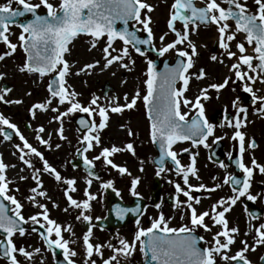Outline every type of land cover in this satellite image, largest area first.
Instances as JSON below:
<instances>
[{"label": "snow or ice", "instance_id": "1", "mask_svg": "<svg viewBox=\"0 0 264 264\" xmlns=\"http://www.w3.org/2000/svg\"><path fill=\"white\" fill-rule=\"evenodd\" d=\"M13 4L18 7L13 8ZM203 4L204 6L197 7L194 0H174L170 5L167 28L174 33L175 39L164 43L168 35V33H164L159 36L161 46L156 48L150 15L154 11V6L148 0H58V4H53L51 0H37V2H32V0H5L4 3H0V43L6 47V51L0 54V61L12 56L19 47L26 57L23 65L18 68L21 73H36L41 78L52 73L55 74L47 86L48 98L43 102L34 103L29 109L33 119L36 118L38 111L47 112L50 110L56 113L53 119L60 122L57 134L63 140L66 139L62 125L63 117L77 111L86 113L89 118L93 117L94 113L98 115V123L95 119H81L79 121L81 128L85 131L79 140L83 146L82 150L78 148L77 152L83 156L84 153L101 144L100 132L107 126L109 112L121 113L125 108L133 109L137 100L142 98L150 121L151 140L154 144L159 145L160 155L156 161L158 166L156 175L159 176L161 172L166 170L164 164L170 160L174 165V171L182 178L183 186L179 183L175 184V192L178 194L175 207L182 213L186 209V213L182 214L180 219L183 220L186 214L190 226L170 227L169 220L160 214L152 220L149 227H138L132 241L119 239L120 247L118 248L108 245L112 248L113 254L104 259L103 264H113V262L120 264L119 258L131 256L137 245H139L140 252L145 256L150 255L153 264H219V262H223V264H233V262L235 264H251L245 254L250 250L255 251L257 246L264 245V223H260L254 229L253 244L249 245L246 239H241L240 243L243 247L229 255L231 246L236 242L239 229L229 227V221L225 214L241 197H246L249 201L257 200L259 194L252 195L250 193L253 171L258 169L261 174H264V165L258 163L255 158L251 159V166L246 165L243 161L246 148L255 149L257 147L254 140L246 142V136L241 131V128L245 126L247 110L244 107H239L237 102L233 101V107L236 108L235 116L231 119L225 116L227 126L234 129L231 139L236 141L239 146V158L236 160V165L243 178L226 175L223 184L231 186L234 195L227 198L222 197L211 205L210 210L199 211L197 205L201 202L200 198L193 196L192 193L200 192L202 189L208 192L215 191L222 185L216 184L213 188H206L202 183L199 185L190 184V177L200 179L195 166V156L191 158V163L185 166L181 164L180 159H178L179 154L174 150V145L182 141H191L193 147L198 145L208 147V137L214 136V125L205 117L204 106L201 101L202 99H209L207 95L209 89L219 92L231 79L228 77L222 83L209 84L200 89V94L193 99L186 97L185 93L191 78L195 76L199 80L206 76L203 69H200L198 73L190 72L194 66L193 57L197 56L198 53L195 43L189 37L190 33H195L200 25L216 26L217 43L218 47L223 50L222 55H225L229 60L235 58V62L229 67V71L235 77L232 82H241L243 92L251 94L253 104H257L259 101L257 110L264 113V95L257 96L256 91L259 89L254 91L252 86L257 82L264 84V0H252V7H249L248 0H220V2L218 0H203ZM221 4H226L228 7H222ZM41 7L46 10L44 15L38 14ZM26 14H30L31 18L17 25L21 31L17 37L18 43H13L8 34L10 26L17 23L18 17H24ZM229 20L235 22L234 28L228 23ZM117 22H120L123 27L118 28ZM130 22L131 27L135 30H129ZM177 22L182 25L181 30H177ZM139 31L144 32L146 36L144 38L139 37L137 35ZM237 33L244 34V41L248 46H252L253 54H247L245 42H236L237 51L231 50L232 42L236 40ZM82 34L91 38V48H96L101 39L105 40V45L101 49L104 61L101 71L114 63L118 64L120 68L131 70L129 65L134 61L130 56V45L141 56L144 55V52L139 46L147 45L158 56L162 57L165 53L174 50L176 55L182 59H178L175 66L170 67L165 64L162 72L156 70L152 60H148L146 79L144 80L146 91L142 97L137 91L130 99L125 94L123 104L117 103L113 98L105 106L99 103V97L93 96L90 103L84 106L76 99L78 93L71 90L67 84L66 78L72 72L70 63L65 59V53L70 51V43ZM117 40L122 42L119 49L114 46ZM178 45H185V47L178 48ZM126 58L127 62H125ZM211 60L216 62L217 56L212 55ZM218 62L224 63V60L221 59ZM99 64L100 61L87 63L75 74L79 75L82 72L92 70ZM250 73L255 75H250ZM3 76L4 74L0 73V79ZM178 83L179 87L177 86ZM11 91V88L0 89V101L6 104L22 103L19 99L8 100L5 98ZM54 100L59 105L67 103V109L61 112L58 107L50 108L49 106ZM182 107L189 110L195 109L196 115L189 121L187 119L188 112L182 111ZM0 126H6L7 129L12 130L22 142L16 145L19 160L32 170L31 179L35 182V186L30 189L33 195L28 196L27 199L39 209L36 214L27 218L24 217L22 214L23 205L15 196L9 194L10 181L6 178V169L9 166L0 160V234H2L0 236V254L7 259L8 264H21L17 258V253L31 261L34 252L39 253L41 251L40 248L28 251L23 246L18 247L14 242L17 234L20 237L25 235L26 229L23 225L31 222L43 229L40 237L48 249H61L66 264H75L71 257H75L77 253L69 248L70 241L62 235L64 231L71 232V226H62L51 219L47 206L37 200V197L44 198L47 196L41 180L42 173H47L57 182L64 183L71 191H75V180L62 179L60 173L45 159L43 153L20 133L17 125L11 123L3 115H0ZM34 132L35 140L40 145L50 147L49 139H45L42 135L45 133V128L42 125L36 128ZM0 135H3L4 140L11 139L10 134L3 127H0ZM128 135H133L131 130L128 131ZM219 139L222 137H215L213 143ZM56 147L59 148L60 145L57 144ZM125 149L133 155L135 154L132 143H127L124 148L113 145L103 147L92 160L84 156V164L91 169L94 166V160L103 158L105 165H110L123 175L127 169L114 163L110 157ZM182 151L187 152L188 149L185 148ZM29 157L38 158L42 163V168L34 167L33 161ZM229 158L231 159V154H229ZM220 167L224 168L226 165L221 163ZM23 170L21 169V171ZM89 175H92L91 171H89ZM27 178L20 176L21 180ZM138 182V179H133L131 182L133 196L138 195L135 191ZM88 183L91 184V180ZM102 187L110 188L112 182L108 181ZM113 190L115 191V189ZM179 194H182L186 199L180 200ZM85 195L88 199L81 203L69 195L67 190L65 191V196L70 205L87 210L90 208L89 200L95 199V197L87 192ZM2 201L9 202L12 208L9 209ZM53 207H56L54 203ZM156 207L159 208L160 206L156 205ZM9 211H11V215H9ZM134 211L138 212L139 208ZM123 214L124 210L118 211L121 218H123ZM81 217L84 221L91 219L83 211L77 219H81ZM206 218L212 226H218V230L212 236V240L208 242L209 246L201 248L198 247V240L202 241L204 238H198L193 233L196 229H203L205 232L211 231ZM35 230L33 229V231ZM91 234L92 230L89 228L83 236V244L88 258H91L94 253L102 255L103 246L100 244L93 245L90 242ZM248 235L249 232L244 233L245 237ZM85 264H89L88 260L85 261ZM90 264H96V261L91 260Z\"/></svg>", "mask_w": 264, "mask_h": 264}, {"label": "rangeland", "instance_id": "2", "mask_svg": "<svg viewBox=\"0 0 264 264\" xmlns=\"http://www.w3.org/2000/svg\"><path fill=\"white\" fill-rule=\"evenodd\" d=\"M5 0H0V3H4ZM32 2H37V0H32ZM53 4H58V0H51ZM158 4L154 6V9L157 10V14H155L156 19L152 21L151 27L155 36L154 45L156 48L161 46L159 41V36L164 33H168L165 38L164 43L171 42L175 39L174 33L170 32L167 28V21L169 19L170 13V5L174 2V0H158ZM196 2L204 6L203 0H196ZM249 7H252V0H248ZM18 7L13 4V8ZM46 10L41 7L38 10L39 14L45 13ZM154 15V12H152ZM131 25V24H130ZM231 25V24H230ZM232 26V25H231ZM139 27V26H137ZM177 30H181V26L176 23ZM21 29L17 25H11L9 29V36L13 43H18L17 37L20 33ZM140 37H143L145 34L142 31H139ZM217 37L218 33L216 31V26L201 28L199 27L195 33H190V39L195 43L197 48L198 55L193 57L194 66L190 69L191 73H198L200 69H203L206 73V76L202 79L197 80L195 76H193L190 80L189 87L187 92L185 93L186 97L189 99H193L195 96L200 94V89L207 87L212 83H222L225 78L231 77L229 83L221 89L219 92H216L213 89H209L207 95L209 96L208 100L202 99V104L204 106V114L207 120L210 122V117L216 113V111L220 113H230L235 115L236 108L233 107V101L238 102L240 99V94L245 93L242 90L241 82L237 81L233 83L232 80L235 79L233 73L229 71L230 65L235 62V58L229 60L223 54V50L217 46ZM236 42H244L241 36L237 33L236 40L232 42V51H237L235 48ZM105 45V40L101 39L96 48H91V38L85 36L76 37L69 45L70 51L65 53L68 56V62L71 65L72 74L67 77L77 78L78 75L75 73L79 71V69L87 64L95 61H100V64L97 65L94 69L88 70L86 72L80 73L84 76L83 83L80 82L76 84V88L78 93L76 99L84 106H87L92 97L96 96L100 98V104L104 105V103H108L109 100L118 98V89L112 84V80L103 79L102 77H97L95 79H90L91 73L95 70L98 74V69L101 70L103 66L102 59V51L101 49ZM117 49L122 46L121 41H116L114 45ZM178 48H184L185 45H178ZM85 50L86 54H80L79 50ZM248 50V47L246 46ZM190 51V49H188ZM6 51L5 45L0 44V54ZM129 52L131 59L134 63L129 65L131 70L120 68L118 64H113L107 69L103 71H111L112 68H115L116 75H121L123 81L126 79L131 80V82H135V85L130 90L129 99L135 95L137 91L140 92L141 97L145 94L146 88L144 85V80L146 79V71H147V61L152 60L159 61L162 63L166 60H169L171 64L176 56V52L174 50L165 53L164 56H158V54L154 51L153 53H144L143 56L135 53L133 48L129 46ZM93 53L91 59H88L89 54ZM216 55L217 61L214 62L211 60V56ZM223 59L224 63H219L218 61ZM25 61V54L22 49L19 47L15 51V53L6 57L3 61H0V73H3L4 76L0 79V89L3 88H11V89H22L25 87L26 82H31L34 84V87L30 91H26V94L23 96L25 101L24 105L14 104L12 103V109L6 111L3 106L0 104V115H3L7 118L11 123L17 125L20 133L31 143L33 146L37 147L39 151H41L48 161V163L53 166L61 175L62 179H74L75 180V191H71L68 189V186L62 182H57L51 175L47 173L41 174V180L43 182V188L47 192V196L44 198L37 197V200L40 203H44L48 210L49 216L51 219L61 224L62 226H71V232L64 231L62 235L65 239L70 241L69 245H71L72 249L75 251L78 250L79 253L84 250L83 244V236L84 231L81 225L83 218L77 219L80 213L83 211L85 215L89 216L91 219L94 216H99L106 209L104 204V199H107L105 195V189L102 187L104 183L108 181L112 182L111 189H115L123 199L129 195H132L131 182L133 179H138V184L135 191L142 198H147L150 195V191L153 189V180L157 176V169L152 164V159L155 157L156 153L154 151L153 145L150 139V126L147 117V113L144 108V104L141 99L137 100V104L133 109L125 108L121 113H116V117L118 121H122L125 123L124 136L120 137V148H124L127 143L133 144L134 155L128 152L126 149L122 150L116 154H114L110 159L113 160L114 163L121 167H125L127 172L125 174H120L116 169H113L110 165H105L103 162V158L100 160L93 161V168L95 172L99 175L97 179H92L88 177L80 168L74 169L71 166V162L76 159V151L81 147L79 140L83 134V132H79L76 126L73 124V119L85 115L88 119H95L96 122H99V117L94 113L93 117L89 118L86 113L74 112L62 118V125L64 131H68L66 140L64 141L65 145L62 148H57L58 144L57 139H60L57 131L53 132L49 139V146H42L35 140V132L32 126V123L29 121L30 115L29 109L31 105L37 102H43L46 98H48L49 93L47 91V86L49 80L53 78L54 73L46 75L44 77H39L38 74L33 73H21L18 68L23 65ZM127 62V58L125 60ZM78 64V65H77ZM112 67V68H111ZM5 72L7 77L10 79L9 81L5 79ZM121 72V74H119ZM250 75H255L250 73ZM108 86L111 90L107 93H104L105 86ZM179 87V84L177 85ZM253 86L254 91H256L257 96L264 95V86L257 82ZM11 93V92H10ZM10 93L5 97L9 99ZM251 96V94H249ZM124 103V98H122ZM1 102V101H0ZM239 107H244L247 110V117L245 121V126L241 128V131L246 136V142L254 140L257 144L255 149H247L243 154V161L246 165L251 166L250 161L252 158H255L258 163L264 165V113L259 112L257 104L246 105L245 103H237ZM51 107H58L59 111L63 112L67 109L68 104L59 105L55 100L53 101ZM182 111L188 112V118L196 114V110H189L187 108L181 109ZM8 113V115H7ZM44 114H48V119L53 120V117L56 113L52 111L43 112ZM114 113H111L113 116ZM248 119H252L250 123H247ZM57 126L56 129L59 128L60 122L56 121ZM212 123V122H210ZM213 124V123H212ZM214 125V124H213ZM224 126H215L214 125V136H210L208 138L209 146L213 145V140L215 137H222L219 141L222 143V153L226 158H229V154H233L234 152L239 153L238 143L231 139V136L234 132L232 127H228L227 124H223ZM3 127L4 130L7 129L6 126ZM116 127H118L116 125ZM131 130L133 135L129 136L128 131ZM110 132L106 133L104 130L100 132L101 144L99 146L94 147L92 150L84 153L89 160H92L93 157L97 156L103 147H109L105 144L108 139ZM211 139V141H210ZM22 142L19 140V137L15 136L12 140H4L2 135H0V144H4L6 147L5 153L0 157V160H4L3 157H7V164L10 169L13 167L16 169H24L20 171L21 176L28 177L27 179H15L9 183V194L16 197L18 201L23 205L22 214L25 218L36 214L39 209L33 206V203L27 199L28 196L33 195L30 192V189L35 186V182L31 179L32 170L28 169L20 160L19 153L16 149L17 144H21ZM188 144V145H187ZM184 149H188L190 152L189 158L182 157L181 164L187 166L191 163V158L195 156V166L198 171L199 180L194 177H190L189 183L192 185L204 184L206 188H213L216 184H221L222 186L215 191H211L210 198L200 199V204L197 205L199 211L210 210L211 205L216 203L222 197L227 198L229 196L234 195L232 189H230L229 185H224L223 180L226 175H232L233 171L226 164V167L221 168L220 165H216L211 162L206 154V152L201 151V148L197 146L193 147L192 144L187 143ZM179 153L182 152V149ZM59 150L56 154L55 151ZM177 151V150H176ZM49 152V154H48ZM55 153V156H58L60 159L56 162L51 156L50 153ZM178 152V151H177ZM33 161L34 167L42 168V163L36 157H29ZM205 161V163H204ZM146 168V169H145ZM6 169V170H7ZM142 169V170H141ZM242 176V173L240 174ZM160 179L170 181H178L179 184L183 186V181L180 176L175 174L171 169H166L164 172H161L159 175ZM174 179H168L172 178ZM215 177V179H213ZM91 180V184L88 181ZM81 182V183H80ZM78 185V189H77ZM85 186V188H83ZM88 188V189H87ZM18 189V190H17ZM68 191V194L71 195L78 202H83L88 199L85 195V192L91 193L95 199L89 200L90 208L85 210L82 208H76L69 204L66 199L65 191ZM201 191H204L203 189ZM170 190H166V193H169ZM263 192H264V174H261L258 169H254L253 177L251 179V187L250 193L252 195H258L257 200L249 201L246 197H241L240 200L234 205L235 209L233 215L231 216V224L229 227H237L238 221L235 219L245 217V220L251 224L253 229L258 227L260 223H264V205H263ZM148 199V198H147ZM150 199V198H149ZM148 199V200H149ZM109 200V199H107ZM247 201L253 205V207L259 208L262 210L261 217L257 219H253L249 215L248 207L244 206V202ZM9 203V202H8ZM53 203L56 207H53ZM10 204V203H9ZM11 205V204H10ZM233 206V207H234ZM12 208V205H11ZM156 212V210H155ZM186 213V209L184 210ZM182 211L178 210L174 216L178 218V222L184 225H190L188 221V217L185 214V218L183 220L180 219ZM226 218H227V214ZM228 220V218H227ZM206 222L209 223L211 227V231L206 232L208 239H212V236L218 230V226H212L211 222L206 218ZM29 222L27 225H31ZM39 226V225H37ZM98 236L95 234L90 238V242L95 245L98 242L95 241V238ZM54 238V237H53ZM241 239H245L242 237V231L239 229V234L237 235L236 242L231 246L229 255L234 254L243 245L240 243ZM15 244L20 247H25L28 251H34L36 248H40L41 251L39 253H35L31 261L27 260L25 257L20 256L17 253V258L21 262V264H53L52 258L50 254H48L44 247L42 249V243L38 239V237L34 234L25 233L23 237H20L18 234L14 238ZM249 245L253 244V240H247ZM45 251V252H44ZM85 257L86 253L84 251ZM248 260L251 261V264H258L261 258L264 256V245H260L256 247L255 251H248L246 254ZM88 260L89 264L91 260H95L96 264H103V258L100 260L96 258L93 254L91 258H85L83 263ZM0 264H8L4 260L0 259ZM115 264V262H113ZM120 264H124L122 260H120ZM219 264H223V262H219Z\"/></svg>", "mask_w": 264, "mask_h": 264}, {"label": "flooded vegetation", "instance_id": "3", "mask_svg": "<svg viewBox=\"0 0 264 264\" xmlns=\"http://www.w3.org/2000/svg\"><path fill=\"white\" fill-rule=\"evenodd\" d=\"M232 117H233V114L230 115V119ZM219 125L220 124H218L217 126ZM168 179L171 180V179H174V177L168 178ZM160 182H161V189L159 192V196L156 198L155 202L149 199V196L147 197L149 200L147 198L144 199L146 201V207H145L142 217L139 219V224H137V222L130 223V224H125L124 226H120L119 228H111V229L108 228L105 230L99 229L98 227H91V230H92L91 237L96 234L98 237L95 238V241L98 242V244L103 246L101 249L102 255H96L94 253V256L96 258H98L99 260L101 258H103V260L109 258L113 254V251H112V248L108 247V245H112L113 248H118L120 247L119 239H125L129 242L132 241L134 239V235L138 227L140 228L149 227L151 225L152 220L157 218L160 214H163L165 218L169 220L170 227L176 228L181 225H184V224H180L178 222L179 219L176 218V216H174L176 212L178 211V209L175 207L176 199L178 196V194L175 192V184H177L178 181L174 180V181L169 182L167 179L166 180L160 179ZM167 189L170 190L169 193H166ZM117 195L121 199L122 203L124 204H128L130 202V199L133 196V195H130V196L128 195L126 199H123L118 192H117ZM192 195L195 197H199L200 199H202L201 196L203 198L205 197L206 199L211 197L210 193L206 191L193 192ZM179 199L185 200L186 198L183 197L182 194H179ZM156 205H159L160 207L157 208ZM96 215L94 216L93 219L89 220L91 224L97 221L104 220L106 217V210H104V212H102L99 216H96ZM194 234H196L198 237L204 238L202 240V247L209 246L208 242H210L212 239H208V236L203 229H196ZM69 248L75 251L74 249H72L71 245H69ZM84 251H85V248L84 250L82 249L80 253L78 250L75 251L77 255L75 257H71V259L75 261V264H84L83 260L87 258L85 257ZM145 259H146V256L142 252H140L139 245H137L136 250L132 253L131 256L126 257V258L125 257L119 258V260H122L124 264H142Z\"/></svg>", "mask_w": 264, "mask_h": 264}, {"label": "bare ground", "instance_id": "4", "mask_svg": "<svg viewBox=\"0 0 264 264\" xmlns=\"http://www.w3.org/2000/svg\"><path fill=\"white\" fill-rule=\"evenodd\" d=\"M148 2L155 6L156 4H158V0H148ZM154 15L153 13H151V17H152V21H154L156 19V16L155 14H157V10L154 9ZM80 54H86V51L81 49L79 50ZM247 54H251V51L250 49L247 50ZM92 56H94L93 53L89 54V57L88 59H91ZM68 56L67 54L65 55V59H67ZM78 65V64H77ZM112 68V67H111ZM115 68H112L111 71H101L98 69V74L95 70H93V73H91L90 75V79H95L97 78L98 76L99 77H102L103 79H110L112 80V84H114L117 89H118V98L117 100H115L117 103H120V104H123V101H122V98H124L125 94H127L128 96L131 94L130 93V90L132 89V87L135 85V82H131V80H128L126 79V81H123V77L121 75H116L117 72H115ZM119 74H121V72H119ZM5 79L6 80H10L7 75H6V72H5ZM67 79V78H66ZM83 80H84V76H82L81 74H79L77 76V78H70V79H67V84L68 86L70 87L71 90H74L75 92L78 91V89L76 88V84L77 83H83ZM34 87V84H32L31 82H26L25 84V87L22 88V89H12L11 93H10V97L8 100H16V99H19L22 101V103H20L21 105H24L25 101L23 99V96L26 94V91H30L32 90ZM99 102H100V98H99ZM1 106H3V108L6 110V111H9L10 109H12V104H6L4 102H0ZM105 106L108 105V103H104ZM8 115V113H7ZM117 117H116V113H114L113 116H111V112H109V120L107 121V126L103 129L104 132L108 133L110 132L109 136H108V139L106 140L105 144H107L109 147L115 145L117 147L120 146V137L124 136V130H125V123L122 122V121H118L116 120ZM29 121L32 123V126L34 129L38 128L39 126H43L45 128V133H43V137L45 139H47L49 137V134L51 135L53 132L57 131L56 129V126H57V123H56V120H50L48 119V114H44L43 112H37L36 114V118L33 119L32 117H29L28 118ZM252 121V119H248L247 120V123H250ZM116 125L118 127H116ZM67 134H68V131H64V136L67 137ZM64 141L66 139H63ZM62 139H57L58 141V144L60 145V148H62L65 143ZM44 146V145H42ZM6 151V147L4 144H0V157L5 153ZM59 152V150H56L55 153L57 154ZM55 153H50V156L57 162L60 158L58 156H55ZM49 154V152H48ZM3 162L5 164H7V157H3ZM205 163V161H204ZM146 169V168H145ZM21 171V167H19V169H16L14 167H11L10 169H7L6 170V178L11 182V181H14L15 179H20V172ZM81 183V182H80ZM78 185H77V189H78ZM85 188V186L83 187ZM88 189V188H87ZM79 190V189H78ZM91 194V193H89ZM235 209V206L231 207V210L229 212H227V218H228V221H229V226L231 224V216L233 215L234 213V210ZM235 219L238 221V226H239V229L242 231V237L244 236V233L245 232H249V235L247 237L244 236V238L246 240H253V234H254V229L253 227L251 226L250 223H248L246 220H245V217H242L241 219L240 218H237L235 217Z\"/></svg>", "mask_w": 264, "mask_h": 264}, {"label": "water", "instance_id": "5", "mask_svg": "<svg viewBox=\"0 0 264 264\" xmlns=\"http://www.w3.org/2000/svg\"><path fill=\"white\" fill-rule=\"evenodd\" d=\"M194 4L197 6V7H201V6H199V5H197L196 4V2L194 1ZM227 7H228V5H227ZM27 15V14H26ZM25 15V16H26ZM25 16L24 17H18L17 18V23L19 24V20L21 19V18H25ZM31 18V17H30ZM27 21V20H26ZM25 21V22H26ZM229 22H231L234 26H235V22L234 21H232V20H229ZM117 25H119V28H122L123 27V25L120 23V22H117ZM116 25V26H117ZM209 26H211V25H200V27H203V28H206V27H209ZM129 30L131 31V30H134L133 28H131L130 26H129ZM139 33L137 32V35H138ZM242 35H243V37H244V34L243 33H241ZM83 35V34H82ZM146 36V35H145ZM144 36V37H145ZM245 43H246V41H245ZM247 44V43H246ZM139 47H141V50L145 53V52H147V51H151V52H153V50H152V48L150 47V46H147V45H140ZM251 49H252V46H249ZM253 52V51H252ZM178 59H182V58H179L178 56H176V58H175V61H174V63L171 65V66H175V64H176V62H177V60ZM256 62L254 61V64H255ZM155 66L157 67V66H159V63L156 61L155 63ZM165 64H168V61H165V62H163V64H161V66H160V70H158V72H162L163 70H164V67H165ZM170 66V65H169ZM170 66V67H171ZM244 101H246V102H250V99H249V97L248 96H246V95H244ZM147 110V109H146ZM148 114V113H147ZM218 117H219V114H216V115H214L213 117H212V120L213 121H216L217 122V120H218ZM81 119H85L84 117H78V118H76L75 120H74V123L77 125V127H78V129H79V131L80 132H84L85 131V129H83V128H81V125H80V123H79V121L81 120ZM85 120H87V119H85ZM8 133L10 134V136H11V139L12 138H14V134L13 133H11V132H9L8 131ZM154 144V143H153ZM154 147H155V150H156V152H157V157L153 160V164L158 168V166H157V164H156V161L159 159V155H160V153H159V145L158 144H154ZM221 148H222V145L219 143V142H216L215 143V146L213 147V148H211L210 149V158H211V160L212 161H214V162H216V163H218V164H220L221 163V161L223 160V155L221 154V152H220V150H221ZM81 150H82V148H81ZM77 156H78V158H77V161L76 162H73L72 163V165L74 166V167H78V166H81V168L89 175V171H91V173H92V175L91 176H94V171L92 170V168L91 169H89L85 164H84V162H83V156L82 155H80L79 153H77ZM238 159V155H233V157L230 159V160H228L227 161V163L233 168V170L237 173L238 171H239V169H238V167H237V165H236V160ZM165 163H169V164H171L173 167H174V165L172 164V162L170 161V160H167ZM165 165V164H164ZM242 179V178H241ZM155 190H153L152 191V198L153 199H156L157 198V196H158V194H159V189H160V185H159V183H158V181L156 180L155 181ZM107 195L109 196V198H110V201H109V203L107 204V206H108V218H109V220H107L106 222H105V224L104 225H112L113 227H115V226H120V224H125V223H127V222H129V221H136L138 218H139V216L141 215V213H142V211H143V205L144 204H142L141 202H140V200L139 199H134L133 200V204L131 205V206H125V207H121V205H119V203L117 202V200H116V197H115V195H113V193H111L110 191H107ZM9 209H10V207H9V205L5 202V201H2ZM144 203V202H143ZM245 205H248L247 203H245ZM250 207V213H251V215H252V217H254V218H257V217H259L260 215H261V211H259V210H256L255 208H253L252 206H249ZM137 208H139V211L138 212H135L134 210H136ZM119 210H124V214H123V219H124V221H122V222H117L116 221V218H120V216L118 215V211ZM24 226V225H23ZM25 227V226H24ZM43 230L42 229H40V233L42 232ZM1 236H2V234H0ZM200 242H198V247H199V244ZM51 251L53 252V254H54V256H55V264H66V261L62 258L63 257V253L61 252V250H59V249H55V248H53V249H51ZM1 256H2V254H0ZM3 257V256H2ZM264 258V257H263ZM144 264H153V262H151V259H150V255L149 256H147V260L144 262ZM233 264H235V262L233 263ZM260 264H264V259H261V261H260Z\"/></svg>", "mask_w": 264, "mask_h": 264}]
</instances>
